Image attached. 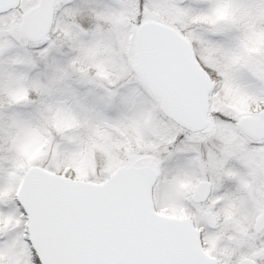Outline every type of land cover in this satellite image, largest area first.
<instances>
[{"label":"snow or ice","instance_id":"1","mask_svg":"<svg viewBox=\"0 0 264 264\" xmlns=\"http://www.w3.org/2000/svg\"><path fill=\"white\" fill-rule=\"evenodd\" d=\"M0 264H264V0H0Z\"/></svg>","mask_w":264,"mask_h":264}]
</instances>
